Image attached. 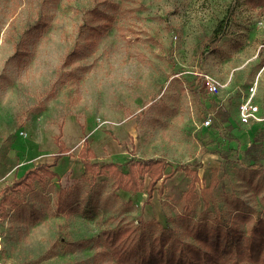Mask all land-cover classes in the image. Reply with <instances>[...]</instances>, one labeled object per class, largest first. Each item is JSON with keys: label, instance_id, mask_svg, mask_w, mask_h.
<instances>
[{"label": "rangeland", "instance_id": "obj_1", "mask_svg": "<svg viewBox=\"0 0 264 264\" xmlns=\"http://www.w3.org/2000/svg\"><path fill=\"white\" fill-rule=\"evenodd\" d=\"M262 44L264 0H0V264H139L161 233L177 251L199 224L264 220V123L237 115L256 77L264 115ZM146 158L178 167L149 202L147 172L125 191L110 165Z\"/></svg>", "mask_w": 264, "mask_h": 264}, {"label": "trees", "instance_id": "obj_2", "mask_svg": "<svg viewBox=\"0 0 264 264\" xmlns=\"http://www.w3.org/2000/svg\"><path fill=\"white\" fill-rule=\"evenodd\" d=\"M220 26L221 22L215 28L214 32H219ZM217 40L218 36L212 37L211 42L215 43ZM193 93L196 98L199 97V91L196 90V88L193 89ZM209 108L214 110L218 116L222 115V111H220L219 106L214 101H211ZM210 124L214 127L215 120H213ZM263 137V132L259 131L255 135V141L248 146L250 155L255 156L257 161H259L257 158L258 146L261 145ZM56 139H59V135ZM65 150L66 148L64 142L60 141V143H58V152L54 155L53 162L60 158ZM53 162L39 163L33 167L31 166L27 168L17 179L14 180L18 186H15L13 190H17L20 184L26 183L31 176H36V178L40 180L44 178L43 176H55L56 172L50 168ZM85 164L89 165L87 161H85ZM252 164L256 165L257 163L254 161ZM110 165L112 166L111 169L115 173L114 176L116 185L125 191H139L140 180L136 177V171L142 173L147 172L149 178L145 184L146 199L144 202H149L151 199L158 179H162L164 176H169L178 169V167H170L168 171H165L166 167L169 166V163L166 160L158 158L134 159L129 163V168L125 172L117 170L113 163H110ZM194 178L196 179L198 176L194 175ZM191 183L193 184V182ZM12 187V184L4 187L1 198H6L8 190H12ZM58 200L63 201L62 195L58 196ZM185 201L189 202L190 200L186 199ZM192 202L193 201L191 200L190 203ZM192 232L196 238V243L191 245L186 244L185 248L187 249H184V246H181L177 251L171 249L169 244H163L164 240H166V235L165 233H161L160 236L155 237V240L153 238L154 241L149 243L147 247H144L147 249V252L141 256L138 263L156 264V262H158L159 264H217L224 258V255L227 254L232 256L231 262L233 264H264L263 219H259L247 230V232L245 229L242 231L237 228L234 223L229 225L219 223L214 226H209V228H207V225L199 224L197 229ZM138 244L141 245V241H138L136 245L138 246ZM143 245L145 246V244Z\"/></svg>", "mask_w": 264, "mask_h": 264}, {"label": "built area", "instance_id": "obj_3", "mask_svg": "<svg viewBox=\"0 0 264 264\" xmlns=\"http://www.w3.org/2000/svg\"><path fill=\"white\" fill-rule=\"evenodd\" d=\"M261 49L264 52V44L261 45ZM258 79L257 77L251 80L247 87L244 89L241 99L237 104V115L239 122L243 124H263L264 115L260 114V107L254 102V97L257 91ZM204 87L208 93L219 92V82L210 77L204 75ZM202 124L208 126L210 124V117L203 119Z\"/></svg>", "mask_w": 264, "mask_h": 264}]
</instances>
